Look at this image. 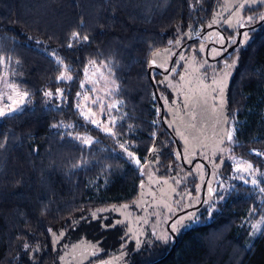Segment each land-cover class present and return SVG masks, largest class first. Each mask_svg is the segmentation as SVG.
Returning <instances> with one entry per match:
<instances>
[{"label":"trees","instance_id":"obj_1","mask_svg":"<svg viewBox=\"0 0 264 264\" xmlns=\"http://www.w3.org/2000/svg\"><path fill=\"white\" fill-rule=\"evenodd\" d=\"M222 3L167 0L149 9L133 0H0V58L13 64L11 79L27 93L20 112L0 117V264H61L66 247L81 241L99 249L95 264L120 254L123 264H264V192L237 180L231 160L264 174V155H256L264 154V5L244 11L254 17L244 28L219 30L225 42L207 44L227 50L210 60L200 45ZM74 32L88 40H73ZM168 49L176 50L169 68L192 50L212 70L231 68L224 114L236 133L224 144L229 160L214 159L213 171L199 159L184 163L183 144L161 114L171 93L151 61ZM91 67L113 82L107 96L120 104L100 108L98 124L80 100ZM150 174L172 186L183 208L171 213L167 228L195 213L190 226L161 239L135 234L116 212L150 205ZM213 175L219 182L209 192ZM197 187L200 198L191 205Z\"/></svg>","mask_w":264,"mask_h":264},{"label":"rangeland","instance_id":"obj_2","mask_svg":"<svg viewBox=\"0 0 264 264\" xmlns=\"http://www.w3.org/2000/svg\"><path fill=\"white\" fill-rule=\"evenodd\" d=\"M137 1L139 7L155 8L162 7L167 0H133ZM258 5H264V0H223L222 6L218 13L214 16L209 31L204 37V42L201 43V55L208 54L210 60L223 53L226 49L217 48L209 49L208 42L215 44L217 47L225 42L224 36L219 32L220 29H237L238 27L249 25L254 17H244V11ZM204 29V28H203ZM244 34V33H243ZM244 39V36L241 37ZM209 49V50H208ZM176 50H165L156 55L151 61V67L157 69L162 73L161 84L165 85L171 93L169 100L163 98V111L168 117L167 124L175 132L183 144V161L188 166L194 159L201 160L204 164L215 169L214 159L218 158L219 163L229 160V149L224 145L229 142L227 139L231 133L232 139L235 137L236 125L234 121L227 123L224 114V98L226 84L231 76V68L226 66L222 71L212 70L211 62L203 59H196L194 57L195 51L189 54H177L175 56V65L170 68L172 56ZM173 59V60H174ZM12 66L13 64L3 58H0V110L6 113L12 112V109L18 107L26 99L25 93L19 90L16 84L12 81ZM168 69V70H167ZM167 70V71H166ZM64 79L67 75L62 74ZM113 82L107 80L100 67H91L88 69L86 84L83 87L80 95V100L83 105L89 104V112L92 120L98 124L100 118L96 115L100 108L110 110L119 109V103L109 100L106 92L113 85ZM115 105V107H112ZM10 106V107H9ZM119 116L114 115L112 122L118 121ZM109 131L108 129H106ZM76 137L82 139H76ZM72 137L73 140L81 145L90 146L93 140L84 137ZM231 139V140H232ZM82 140H90L91 143L85 144ZM233 168L235 170L236 179L239 181H248L251 186L258 190L262 188L259 183L264 180V174L251 167L248 168V163L238 159L232 158ZM237 168L247 169L246 171H237ZM194 172L197 174L200 181L203 177V168L196 165ZM216 172V171H215ZM153 177V178H152ZM210 185H206L215 192L216 185L219 182L218 175H213ZM154 180L153 175L146 176L145 195L150 205L144 202L140 206L134 205L133 213L125 208L119 207L116 209L117 213L122 214L123 220L127 222L129 228L136 233L150 232L156 239L167 237L171 233H177L181 229L190 226L194 222L195 213L193 211L181 214L169 227L167 222L171 213L182 209L177 201L174 199L173 188L169 184L158 183ZM253 180L257 184L252 183ZM199 186V185H198ZM198 194L192 199L191 205H195L199 198ZM223 189V186L220 188ZM209 197H206L208 199ZM210 202V201H209ZM208 202V203H209ZM212 204V203H211ZM189 205V204H188ZM208 208V216L212 214L214 208ZM138 211L137 213H134ZM177 220L180 222L176 224L175 230L171 227ZM261 226L255 227V234L257 235ZM138 236V235H137ZM99 254L97 246L91 242L81 241L71 246L66 247V251L62 255L61 264H95L91 263L93 257ZM122 255H114L105 263L101 264H123Z\"/></svg>","mask_w":264,"mask_h":264},{"label":"snow or ice","instance_id":"obj_3","mask_svg":"<svg viewBox=\"0 0 264 264\" xmlns=\"http://www.w3.org/2000/svg\"><path fill=\"white\" fill-rule=\"evenodd\" d=\"M262 19H264V17H262ZM242 35H245V34H242ZM71 38H72L73 40H77V41H79V40L87 41V40H88V37H87V36H83V37H81L79 33H75V32L72 33V37H71ZM72 46H73V45H72L71 43H69L68 47H72ZM57 63H62V61H59V60H58ZM92 63H95V61H93ZM68 78L71 79V77H68ZM60 79L63 80L64 77L61 76ZM81 87H83V84L81 85ZM24 95H25V97H26V96H27V93H25ZM45 95H46V96H52L53 93H51V92H46ZM58 95L63 96V93H58ZM77 95H79V93H78ZM9 107H10V106H9ZM112 107H115V105H112ZM20 111H21V109H19V108L12 109V112H10V113H6V112H4L3 110H0V117H4V116H12L13 114H15V113H17V112H20ZM81 115H83V113H81ZM84 118H85L86 120L88 119L87 116H85ZM91 123L96 124L97 122H96L95 120H92ZM53 127H58V125H53ZM109 134H111V133L109 132ZM76 139H82V138L76 137ZM227 139L231 141V139H232L231 133L228 134ZM82 142L85 143V144H89V143H91L90 140H82ZM0 147H2V145H0ZM128 155H129V157H132V153H131V152H129ZM256 155H257V156H260V155H264V154H261V153L257 152ZM136 163L139 164V160H137ZM251 167H252V165L249 164V165H248V168L250 169ZM246 170H247V169H240V168H237V171H246ZM247 182H248V181H245V183H247ZM252 183H253L254 185H256V184H257V181H256V180H253ZM260 191L264 192V188H260ZM209 192H211V189H210V188H209ZM179 222H180V221L177 220V221L171 226V227L173 228V230H175L176 224H178Z\"/></svg>","mask_w":264,"mask_h":264},{"label":"water","instance_id":"obj_4","mask_svg":"<svg viewBox=\"0 0 264 264\" xmlns=\"http://www.w3.org/2000/svg\"><path fill=\"white\" fill-rule=\"evenodd\" d=\"M194 40V39H193ZM193 40H190L189 42H191V41H193ZM172 62V61H171ZM170 65H171V63H170ZM170 69V68H169ZM151 85H152V87L154 88V91H155V87H154V83L151 81ZM162 111H163V108H162V106H161V114H162ZM161 122L163 123V119L161 118Z\"/></svg>","mask_w":264,"mask_h":264},{"label":"flooded vegetation","instance_id":"obj_5","mask_svg":"<svg viewBox=\"0 0 264 264\" xmlns=\"http://www.w3.org/2000/svg\"><path fill=\"white\" fill-rule=\"evenodd\" d=\"M227 50V49H226Z\"/></svg>","mask_w":264,"mask_h":264}]
</instances>
